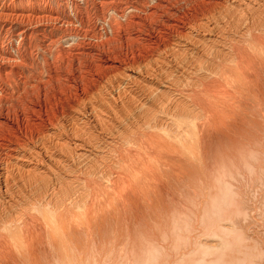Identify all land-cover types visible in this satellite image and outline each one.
Returning <instances> with one entry per match:
<instances>
[{
	"label": "bare ground",
	"instance_id": "6f19581e",
	"mask_svg": "<svg viewBox=\"0 0 264 264\" xmlns=\"http://www.w3.org/2000/svg\"><path fill=\"white\" fill-rule=\"evenodd\" d=\"M0 264H264V0H0Z\"/></svg>",
	"mask_w": 264,
	"mask_h": 264
}]
</instances>
